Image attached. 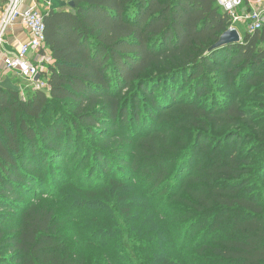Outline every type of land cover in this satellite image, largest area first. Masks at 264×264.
<instances>
[{"label":"trees","instance_id":"trees-1","mask_svg":"<svg viewBox=\"0 0 264 264\" xmlns=\"http://www.w3.org/2000/svg\"><path fill=\"white\" fill-rule=\"evenodd\" d=\"M69 1L47 88L0 87V264H264V31L211 50L216 0Z\"/></svg>","mask_w":264,"mask_h":264},{"label":"built area","instance_id":"built-area-1","mask_svg":"<svg viewBox=\"0 0 264 264\" xmlns=\"http://www.w3.org/2000/svg\"><path fill=\"white\" fill-rule=\"evenodd\" d=\"M6 7L0 16V60L6 72H15L22 79L29 81L36 89L47 86L45 82H35L44 62L50 57L42 55L46 51L45 14L38 9V2L34 0L32 7L23 9L26 0H6ZM219 6L232 18L233 27L244 25L246 32L264 31V0H216ZM17 22L21 23L29 35L26 43L19 45L17 51L7 53L5 40L8 31ZM49 57V59H48Z\"/></svg>","mask_w":264,"mask_h":264},{"label":"rangeland","instance_id":"rangeland-1","mask_svg":"<svg viewBox=\"0 0 264 264\" xmlns=\"http://www.w3.org/2000/svg\"><path fill=\"white\" fill-rule=\"evenodd\" d=\"M237 28H238V31H239L241 37H243L245 35V31H246L245 28H244V25L239 24ZM42 55L43 56H46V53L45 54H42ZM46 61L44 62V64H46ZM41 69H43V66L41 67ZM0 71H1V78L0 79L3 78L4 80H6V83L4 82V84L1 86L2 88H4V89H12V90H15V91H19L20 92V95H21V97L23 99H27L28 96L30 94H32V92H34L36 90V88L34 87V85H32L29 81L22 79L17 73L13 75L11 73L5 72V74H7V76H6L4 74V72H2V70H0ZM42 88L43 89H46L47 86H45V87L43 86ZM83 138L84 137H80V140L79 141L80 142H83ZM86 141H88V140H86ZM118 141H119L118 139L109 138V140L103 141V144H106L108 146V144L112 142V144L114 145ZM111 147H112V145H111ZM115 148H119V146L116 145ZM83 152L84 151L80 150V153L81 154ZM121 153H122L121 150H117L116 151V156L119 155L120 157H122V154ZM113 156H114V154H113ZM110 158H111V156H110ZM92 159H93V157L91 158V160L89 162V165H88L89 167L91 166ZM64 171H65V169H63L62 172H64ZM98 174H99V171L95 173L96 176ZM70 176H71L72 179L74 178V180H75V177H74L75 175L73 173L70 174ZM29 200H32V199L30 198ZM27 202H22L21 203L22 206L23 205H26ZM16 221H17L16 216H14V214H10V218H9L8 222L6 223V231L8 232V235L12 234L13 229H14L13 227H14ZM71 240L73 241V244L76 245L74 239H71ZM80 247H81L80 249L85 253V256H91V255H93V253H95L97 251V249H90L88 251L87 250V245L85 243H83V242L81 243ZM8 252L9 251H7L6 255H9Z\"/></svg>","mask_w":264,"mask_h":264},{"label":"crops","instance_id":"crops-1","mask_svg":"<svg viewBox=\"0 0 264 264\" xmlns=\"http://www.w3.org/2000/svg\"><path fill=\"white\" fill-rule=\"evenodd\" d=\"M69 0H41L38 2L39 6L38 9L42 11L44 14L49 11H70V1ZM6 0H0V16L5 10L6 7ZM34 0H26L23 9L30 8L34 5ZM29 40V35L26 29L22 26L21 23L17 22L12 28L8 31L5 40V51L7 53L17 51L18 47L22 43H26ZM4 54L1 55L0 60V70L2 72H6L5 67L3 65L2 60L4 59ZM49 59V57H48ZM11 74H16L15 72H7ZM3 75V74H2ZM7 76V74H5ZM0 78H1V71H0ZM6 83V80L3 78L0 79V87Z\"/></svg>","mask_w":264,"mask_h":264},{"label":"water","instance_id":"water-1","mask_svg":"<svg viewBox=\"0 0 264 264\" xmlns=\"http://www.w3.org/2000/svg\"><path fill=\"white\" fill-rule=\"evenodd\" d=\"M70 7L75 8V5L73 2H70ZM242 37L239 33V31L236 28H230L227 32H225L219 39V41L211 48V50L219 49L225 46L229 45H235L238 43H241ZM41 75L38 74L35 77V82L40 81Z\"/></svg>","mask_w":264,"mask_h":264}]
</instances>
